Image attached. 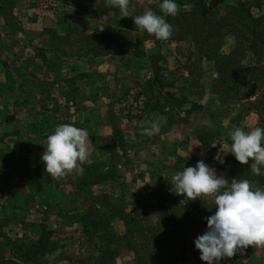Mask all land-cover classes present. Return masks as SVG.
I'll use <instances>...</instances> for the list:
<instances>
[{
  "label": "rangeland",
  "instance_id": "1",
  "mask_svg": "<svg viewBox=\"0 0 264 264\" xmlns=\"http://www.w3.org/2000/svg\"><path fill=\"white\" fill-rule=\"evenodd\" d=\"M193 1L197 0H176L179 6L178 13L191 11ZM198 1H202L209 15L217 20L230 19L231 17L227 15L230 13L228 8L235 7L238 2V0ZM36 5L44 13L54 11L56 8L50 0H38ZM140 5L141 1L135 4L136 8ZM79 7L91 11L96 17L106 13L107 10L104 6L90 7L86 2L80 3ZM123 19L109 20L104 23L103 29L99 30L95 22L90 27L82 19L60 15L56 21L57 28L43 32L42 37L45 41L42 45L38 43L25 45L19 50L23 55H16V60L13 59L10 65L6 64L5 69L17 77L16 84L28 90L25 95L28 104L37 105L36 119L42 122L41 133L47 131L48 136L61 124H72L86 129L91 140L90 156L82 166L83 168L97 166L98 169L90 176L84 172L82 175L67 172L64 176L53 180L45 172L41 158L31 163L30 167L35 172L36 182L43 190L42 203L40 208L30 205L20 209L24 216L33 215L44 222L35 226L9 229L8 224L1 221L0 264H95L94 260L104 246L100 237L108 233L121 235L124 232L119 218L121 208L133 211L139 206L168 199L167 195L175 194V188L171 185L173 176L171 167L183 171L184 167H192L196 164L191 158L196 152L186 148L184 133L177 131L188 130L187 133L191 131L192 118L196 120L194 111L207 95L212 94L218 98L220 109L216 116H203L204 121L197 118L200 123L193 131L194 136L203 134L202 122L209 124L213 122L217 128L216 134L219 135V128L222 127L224 120L228 119L230 106L238 103L243 104L242 116L246 113H256L260 126L264 127V52L258 55L259 64H256L255 58L250 55L243 58L244 53L240 46L248 45L246 35H239L231 28L222 29L220 43H217L215 53L205 54L200 51L202 38L196 41L197 43L190 37L175 40L179 37V33H175L172 34L171 41H185L189 46L178 51L179 57L175 55L177 51L174 49L167 50L168 58L166 56L163 58L152 44L147 43L141 46L142 57L134 58L130 47H127L124 48L126 53L123 52V56L116 59V54H120L116 52L117 49L106 54L99 52L98 48L102 45L100 41L94 40L93 44L87 41L92 40L94 36L98 37L95 32L121 33L118 40L107 38L111 41V45L131 44L137 38L154 43L159 41L153 35L136 28L133 18L123 17ZM15 22L13 18L9 19L10 28L15 27ZM53 22L54 20L52 24ZM197 24L202 23H196V26ZM216 27L205 25L204 29H216ZM13 49L14 52L18 50V48ZM231 51H234V54L231 53L230 61L228 58L225 60L228 59V64L236 61L243 65L244 69L241 73L234 68L228 71V76L233 78L240 76L239 88L237 92L234 91L231 99L225 96L220 99L216 93L218 90L216 84L222 80V64H218V71L214 65L212 73L210 65L205 61L214 64V59L218 60L220 56L226 57ZM83 56L94 58L93 63L96 67H100L97 73L105 74L108 70L113 71V80L103 83V86L111 92L112 99L110 103L112 109L104 118H100L97 110L90 111L89 114L81 111L84 102H90L87 96H93L91 89L92 86L97 85L95 81L98 78L97 74L94 79V73L70 74L71 67L67 66L68 60ZM109 56L111 57L108 59ZM159 74L163 76V81L156 77ZM56 85L59 88L57 86L56 89ZM86 90L90 92L89 95L85 94ZM179 91L186 92V95H182ZM251 93L255 94L254 98H251ZM237 98L242 101H238ZM72 105L74 107H71ZM147 106L166 110L170 125L166 133L170 132V134L165 135L160 132L155 142L136 144L130 133L137 127L139 110ZM78 109V119L71 121L72 116H75L72 114ZM116 109L122 111L121 114L127 122L123 123L116 119L113 113ZM187 113L188 116L191 115L189 120V117H186ZM240 119L241 116L231 122L238 127ZM47 136H44L41 144L42 154L47 146ZM176 153L186 157L180 158ZM171 155L176 158L171 159L169 165L167 158L172 157ZM152 161L154 163L150 165L149 162ZM105 172L112 177L108 183L93 187L84 186L85 182L90 181L91 176ZM144 184L148 187L144 188ZM202 197L211 204L207 197ZM99 198L106 199V202H101ZM32 203L34 201H31ZM92 207H97L94 209L97 215L109 214L108 224H99L94 229L90 228L93 222L97 224L99 222L98 218H84ZM21 228L23 234L29 237L26 239L15 238L12 235L7 237L6 232L17 234L15 230ZM204 231L206 228L198 234L201 235ZM46 234L49 243L47 249L50 252L41 258L34 255L32 243Z\"/></svg>",
  "mask_w": 264,
  "mask_h": 264
},
{
  "label": "crops",
  "instance_id": "2",
  "mask_svg": "<svg viewBox=\"0 0 264 264\" xmlns=\"http://www.w3.org/2000/svg\"><path fill=\"white\" fill-rule=\"evenodd\" d=\"M37 1L38 0H0V222L3 221L7 223L9 229L22 226H35L44 222L41 218L36 219V216L34 217L33 215L24 216L20 207H29L30 205L34 208L41 207L43 190L36 182L35 172L30 167V164L41 158V144L44 136H47V131H43V134L41 133V129H43L42 122L36 119L38 118L36 112L37 105L34 104L30 106L28 104L25 98L28 90H26V87H21L16 84L17 77L12 74L11 71L5 69L6 64L10 65L13 59L16 60V55H23L19 50L25 45L35 43L42 45L43 41H45L42 37L43 32L49 29H56V21L60 15L65 14L70 18L75 17L76 19H82L83 22H87L90 27H92V24L95 22L99 30H102L104 23L109 20H124L123 17L120 18L119 9L108 8L110 6L106 5V0H50L56 8H54V11L47 13L37 8ZM138 1H141V5L139 8H136L135 4ZM84 2L90 7H107V10H105L106 13L96 17L91 11L79 7L80 3ZM159 3L160 0H130L129 13L132 16H137L143 14L145 10L151 9L159 14ZM129 17L132 18L131 16ZM12 18L16 21V25L13 29L10 28L8 24L9 19ZM53 20L54 22L52 24ZM141 42L142 45H146L147 43L152 44V47L159 51L163 58L165 56L168 58L167 50L174 49L177 51L175 55H178V51L188 45V42L185 41L174 42L171 40H159L155 43L150 40H142ZM9 48H18V50L14 52L13 49L12 52V49L10 50ZM116 52L120 53L116 54V59L119 56H123V52L126 53L125 49H117ZM110 57L111 56L107 58L109 59ZM94 61L93 57L83 56L68 60L67 66L71 67L70 74L72 75L94 73L95 79V76L98 74L97 81H95L97 85L95 87L92 86L91 89L93 96H87L90 102H84L81 111L88 112L87 114H89L90 111L97 110L100 118H104L108 111L112 109L110 104L112 99L110 95L111 92L106 86H103V83L109 82L111 79L113 80V71L108 70L105 74L103 72L97 73L100 67H96L93 63ZM205 62L210 65V69H212L213 73L214 64L208 61ZM156 77H158L160 81L164 79L160 74ZM156 77L154 76V79H156ZM185 77L187 76L185 75ZM57 86L58 85L55 87L56 89ZM179 92L182 93V95H186V92ZM89 93V91H85L86 95H89ZM242 105L243 104L238 103L230 106L228 119L224 120L222 127L219 128V135L216 134L217 128H215L213 122H211V124L202 122L203 131L212 135L211 142H208L205 147L200 143L198 137L194 136L193 131L201 120L204 121L203 116H216L218 114L220 104L215 95H207L198 105V108L194 111L196 120L194 121L192 118L190 124L191 131L189 130L188 133V130L185 132L177 131L178 133H184L183 136L186 148L193 150L194 153L196 152L191 157L196 163L199 160H203L209 167L215 170L217 176H223L229 182H231L232 179L239 181V179L234 178V175H232L234 173V165L225 160L227 152L225 145L231 143L230 133L238 127L247 132L256 126H260L259 118L256 113L252 112L246 113L244 116L241 115L243 111ZM71 107L74 106L72 105ZM71 107H68V109L70 108V110H73ZM121 112L118 109L115 111L113 110L116 119L125 123L127 119L122 116ZM139 113L137 127L132 129L130 133L131 137L136 140V144H142L148 141L155 142V138H158L160 132H163L165 135L170 134V132L166 133V130L170 129L169 115L166 113V110L160 109V107L147 106L140 109ZM188 114L189 113H187L186 117H189V120L191 115L188 116ZM72 115L76 117L72 116L71 121H76L79 116V109ZM239 116H241V119L237 127L234 126L231 121L239 118ZM197 118H200V121ZM152 121H158L160 123V132L151 136L143 134V129L148 127ZM95 134L97 135V133ZM217 143L220 145H215ZM177 155L179 156L182 154ZM175 158L176 157L168 156V164L170 165V160ZM149 163L151 165V163L154 162L152 161ZM177 169L178 168L171 167L173 175L180 171ZM73 172L75 171H71V173ZM261 173L264 178V168H262ZM50 178L54 180V177L50 176ZM249 181L256 187L264 188V184L262 185L257 181ZM141 186L143 185H140V187ZM145 187L147 188L148 185L146 184L144 188ZM207 198L211 204H214L212 198ZM31 201H34V203L31 204ZM22 229L23 228L15 230L17 234H8L6 232L7 237H11L12 235L15 238L26 239L29 236H25ZM221 264H264V246H249L244 250V254L241 255L237 252L232 258L222 259Z\"/></svg>",
  "mask_w": 264,
  "mask_h": 264
},
{
  "label": "trees",
  "instance_id": "3",
  "mask_svg": "<svg viewBox=\"0 0 264 264\" xmlns=\"http://www.w3.org/2000/svg\"><path fill=\"white\" fill-rule=\"evenodd\" d=\"M192 10L180 12L176 16H166V21L172 25L173 34L179 33L175 40H181L184 37H190L194 42L203 39L201 42V52L215 53L216 46L220 43L222 29L231 28L239 35H246L247 46L242 47L243 58L252 56L255 63L259 64V56L264 52V0H238L235 7L228 8L230 19L213 18L209 15L208 9L202 5V1H193ZM192 23V25H191ZM196 23H202L200 25ZM215 25L216 29H204V26ZM198 27V28H197ZM144 33H147L144 31ZM98 37H92L89 41L93 44L94 40L100 41L99 52L110 54L116 49L130 47L134 58L142 57V40L137 38L131 44H114L107 38L120 39L121 33L105 34L95 32ZM168 40H172V37ZM216 40V41H214ZM213 41V42H212ZM204 42V43H203ZM197 43V42H196ZM216 43V44H215ZM218 43V44H217ZM202 53V54H203ZM234 51H231L226 57L220 56L218 60H213L217 69L221 65L222 80L216 84L220 99L225 96L231 99L234 91L237 92L240 76H228V71L232 68L239 70L241 73L244 66L236 61L228 64V59ZM264 57V56H263ZM225 58H228L225 60ZM251 58V59H252ZM225 62H227L225 64ZM264 71V69H263ZM238 73V75H240ZM233 75V73H232ZM255 94L251 93V98ZM237 100H241L237 98ZM198 140L205 147L211 142L212 135L203 132L198 136ZM226 162L234 165V178L239 180H252L264 184L262 173L254 175L248 165H241L237 162L232 154L225 155ZM97 166H86L84 174L92 175L96 172ZM112 177L108 173H99L91 176L90 181L85 182L84 186L93 187L108 183ZM168 199L160 202L149 203L145 206H139L133 211L123 208L119 211V218L124 227L121 235L108 233L100 237L103 241V248L99 250L95 258V264H205L199 259V250L195 249L193 241L198 232L206 228L205 217L215 212V205L209 204L204 197L194 201L183 202L185 199L181 195L169 194ZM105 203L106 199L99 198ZM99 200V201H100ZM92 207L84 218H98V224L93 222L90 228L94 229L99 224H108L109 214H95ZM118 215V213H117ZM94 221V220H93ZM47 234L41 236L34 243V255L44 257L50 252L48 248Z\"/></svg>",
  "mask_w": 264,
  "mask_h": 264
},
{
  "label": "clouds",
  "instance_id": "4",
  "mask_svg": "<svg viewBox=\"0 0 264 264\" xmlns=\"http://www.w3.org/2000/svg\"><path fill=\"white\" fill-rule=\"evenodd\" d=\"M129 3L130 0H106L107 6L119 9L120 18L131 16L136 28L157 40L167 41L172 36V25L165 17L178 14L176 0H162L159 3L161 14L148 9L137 16L130 15ZM160 127L158 121H152L143 129V134H158ZM230 139L231 143L225 145L226 154H232L239 164L248 165L254 175H260L264 168V127L256 126L247 132L235 128ZM46 141L41 156L45 172L54 178L71 171L83 174L82 165L90 156L91 143L86 129L61 124ZM171 185L176 195L185 198L184 203L202 196L213 199L215 212L204 218L206 231L193 241L195 249L199 250V259L205 264H221L222 259L232 258L237 252L244 254L249 246H264V188L256 187L247 179L229 182L217 176L203 160L175 173Z\"/></svg>",
  "mask_w": 264,
  "mask_h": 264
}]
</instances>
